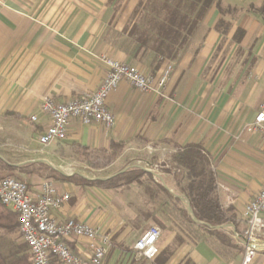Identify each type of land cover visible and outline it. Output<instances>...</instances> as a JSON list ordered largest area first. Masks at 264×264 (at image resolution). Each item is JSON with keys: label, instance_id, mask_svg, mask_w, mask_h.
Masks as SVG:
<instances>
[{"label": "crops", "instance_id": "1", "mask_svg": "<svg viewBox=\"0 0 264 264\" xmlns=\"http://www.w3.org/2000/svg\"><path fill=\"white\" fill-rule=\"evenodd\" d=\"M145 1L0 0V171L2 164L34 163L28 166L32 172L14 171L32 193L49 169L86 179H107L134 167L153 175L150 185L141 179L115 188L48 178L59 192L69 194L53 211L58 219L74 217L112 233L113 248L105 264L118 258L123 264L136 260L132 245L147 228L137 222L158 219L165 224L159 205L152 209L141 193L145 186L162 184L155 174L163 178L165 188L173 189L163 167L182 148L197 145L206 155L220 205L240 230L246 228L245 203L264 185V139L245 130L264 101V0H219L220 7L211 1L176 59L150 50L141 58L132 57L127 51L125 42L135 20L131 16ZM198 9L195 6L192 13ZM219 18L230 22L225 32L215 28ZM238 28L243 34L235 39ZM219 45L242 47L235 58L236 70L224 65L214 69L212 56ZM101 53L155 76L170 64L162 94L141 92L123 80L106 98L115 114L112 127L73 119L65 139L43 146L38 135L49 118L40 109L42 99L62 102L96 90L105 72L96 58ZM31 114L37 116L35 122L29 120ZM111 142L122 149L105 166L92 167L76 156L82 147L107 149ZM198 234L200 240L180 244L164 264H241L243 242H236L231 252V245ZM258 239V250L264 252V237ZM163 247L165 243L159 249ZM259 255L264 254L256 253L248 264H264Z\"/></svg>", "mask_w": 264, "mask_h": 264}, {"label": "built area", "instance_id": "2", "mask_svg": "<svg viewBox=\"0 0 264 264\" xmlns=\"http://www.w3.org/2000/svg\"><path fill=\"white\" fill-rule=\"evenodd\" d=\"M96 58L105 67L96 90L62 102H55L50 97L42 99L40 109L49 118L48 125L38 135V141L43 146L65 139L68 125L73 119L83 125L97 123L105 129L112 127L115 114L107 107L106 98L121 81H127L141 92L160 95L171 69V65L167 64L155 76L140 66L104 53L96 55ZM29 120L35 122L37 116L31 114ZM245 130L258 132L264 139V101ZM68 199L69 194L59 192L48 178L43 179L37 191L32 193L24 180L13 175L0 176V203L15 212L20 239L26 245L33 264H104L113 248L112 233L100 225L74 217L58 219L53 211L60 209ZM263 212L264 185L244 205L242 217L246 228L243 235H234L255 244V247L244 244L241 264H248L260 248L256 243H259L258 237H264ZM160 236L159 226H148L132 245L134 258L152 260L158 253Z\"/></svg>", "mask_w": 264, "mask_h": 264}, {"label": "trees", "instance_id": "3", "mask_svg": "<svg viewBox=\"0 0 264 264\" xmlns=\"http://www.w3.org/2000/svg\"><path fill=\"white\" fill-rule=\"evenodd\" d=\"M211 1L213 0H146L143 5L144 7L141 8L139 13L136 11L131 16V20H135L128 31L131 39L129 38L125 42L127 51L132 57L141 58L145 52L150 50L156 55L176 59ZM214 1L220 7L219 0ZM140 5L141 2L139 3ZM197 5H199V9L193 14L192 11ZM229 25L230 22H224L222 18H219L215 28L219 32H225ZM125 30L123 28V32ZM242 34L243 30L238 28L234 34L235 39H238ZM121 149L122 145L120 143L111 142L107 149H88L87 147H82L81 150L88 152L89 156L93 158L94 162H89L90 166L102 167L112 162ZM33 164H25L20 167L2 164L0 176L14 175V171L17 169L32 172L34 169L28 170V166ZM163 170L171 177L173 189L169 191L162 184H157V186L168 198L174 200L180 212L186 216L188 221L194 223L188 215L185 203L173 194L183 195L189 201L193 214L198 220L208 222L212 226H220V228H210L197 223L199 227L205 228L220 243H230L229 234L232 235V226L236 228L237 222L233 218V215L229 214L228 210L222 209L220 205L219 197L216 193L214 172L208 158L200 147L189 145L171 154L169 162L163 167ZM143 176H146L150 180L153 178L152 173L137 167L129 168L107 179H86L77 174L64 175L49 169L47 178L61 179L78 185L115 188L133 181L141 182V177ZM17 178L22 179L19 176ZM25 182L27 183V181ZM155 222L164 227L160 220L155 219ZM0 229L5 232L16 231L19 235L15 212L1 203ZM235 233L238 236H242L243 230L236 228ZM175 234L179 245L185 242V239L181 235ZM23 245L26 247L24 243ZM171 253L172 250L168 249V247L158 248V253L152 260L139 258V260L131 259L130 262L131 264H164ZM0 264L33 263L28 251L22 252L17 258L10 261H7L0 251Z\"/></svg>", "mask_w": 264, "mask_h": 264}, {"label": "rangeland", "instance_id": "4", "mask_svg": "<svg viewBox=\"0 0 264 264\" xmlns=\"http://www.w3.org/2000/svg\"><path fill=\"white\" fill-rule=\"evenodd\" d=\"M170 1H172V0H170ZM241 48L242 47H237L234 45L228 46V47H223L220 45L217 46L215 48V50L213 52V56H212L213 64L215 66L214 69L217 71L219 68H221V66L224 65L225 69L236 70L238 67V64L235 61V58L240 51H243ZM221 49H222V51H221ZM217 54H222L223 59L226 58L227 60L222 61V59L219 58V56L216 57ZM76 156H78V158H80L82 160H85L86 162H88V164H89V162H91V163L94 162L93 158H91L89 156L88 152H84L83 150L76 152ZM164 160H166V159H164ZM162 163L163 162L161 161L160 164H162ZM167 164H168V162H167ZM167 164H165V166ZM156 170H159V169L156 168ZM13 176L17 177L16 175H13ZM141 179L145 180L146 183L150 185L149 178H147L146 176H143V177H141ZM149 185L145 186L147 188H144L141 194L143 197L148 198L150 200L152 209L157 208V205H159L162 212L165 214V217L163 215V219L165 218L166 222H165V224L164 223L162 224V225H164V227L161 226L160 224L154 222L152 219H147V221H145V222L139 220L140 222H137V224H139L140 226H144L143 228L148 227L150 225H157L160 227L161 236L157 242L158 248H159V246H161L162 243H165V247H168V249H171L172 251L174 249H176L178 246H180L176 240L177 238L175 237V235H176L175 233H178V235H181L185 239L184 243L189 244V245L194 244L195 240H200L198 233H200L201 235H208L206 237H210L211 241H214L215 236L210 234L205 228L199 227L197 225V223H195V222L191 223L190 221H188L186 216L183 215L180 211H178V207L173 202V200L168 198L165 195V193H163L155 184H151V186H149ZM199 228H200V230H198ZM201 235H200V238H201ZM229 237H230V243H228V244L220 243L216 239V237H215V240L219 244H223L226 246L231 245L228 247H229V251L232 252L233 248H235L236 245H238V244L241 245V241H238V239H237L238 237H235V236L233 237L231 234H229ZM131 238H135V237H133V235H132ZM236 242L238 244H236ZM123 246H125V244H123ZM0 251L3 254L4 258L7 261H10V260L17 258L22 252L27 251V250H26V247L23 245V242L20 239V237L16 231L5 232L4 230L0 229ZM256 253L264 254L263 251H259V250L256 251L254 256L251 258V261L256 256ZM229 254H231V253H229ZM259 257L264 259V255H259ZM107 259H106L105 263L107 262ZM136 260H139V259H136ZM262 261H264V260H262ZM114 264H123V262L118 258ZM128 264H131V262Z\"/></svg>", "mask_w": 264, "mask_h": 264}, {"label": "water", "instance_id": "5", "mask_svg": "<svg viewBox=\"0 0 264 264\" xmlns=\"http://www.w3.org/2000/svg\"><path fill=\"white\" fill-rule=\"evenodd\" d=\"M80 176L84 177L83 175H80ZM155 176H156L157 178H159L160 181H161V183H162V185H163L164 187H166L163 178H162L159 174H155ZM173 195H174L175 197H178L180 200H182V201L185 203V205H186V209H187V212H188V215L190 216V218H191L195 223L203 224V225H205V226H207V227H210V228H220L219 225H217V226H212V225H210L208 222H204V221H200V220H198V219L194 216V214H193V210H192L191 205L189 204V201H188L183 195H178V194H173ZM230 225H231V224H230ZM231 226H232V225H231ZM239 239H240V241L243 242L245 245L250 246V247H255V244H254L253 242H249V241H247L246 238H241V237H240Z\"/></svg>", "mask_w": 264, "mask_h": 264}, {"label": "bare ground", "instance_id": "6", "mask_svg": "<svg viewBox=\"0 0 264 264\" xmlns=\"http://www.w3.org/2000/svg\"><path fill=\"white\" fill-rule=\"evenodd\" d=\"M256 246H257V247H261V244H260V243H256Z\"/></svg>", "mask_w": 264, "mask_h": 264}]
</instances>
